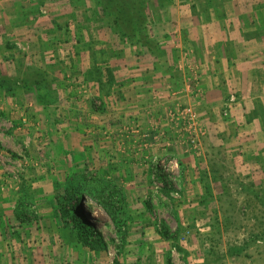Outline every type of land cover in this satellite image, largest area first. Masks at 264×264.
I'll return each instance as SVG.
<instances>
[{
	"label": "rangeland",
	"instance_id": "rangeland-1",
	"mask_svg": "<svg viewBox=\"0 0 264 264\" xmlns=\"http://www.w3.org/2000/svg\"><path fill=\"white\" fill-rule=\"evenodd\" d=\"M189 2L27 0L19 18L54 27L56 31L48 35L59 40L57 45L67 43L72 28L81 48L82 27L88 25H92L91 33L104 32L112 41L140 38L149 45L165 8ZM261 17L264 23V13ZM33 35L37 31H31L28 40L35 39ZM20 45V49L12 48L18 57L12 67L19 77L10 84L17 92L37 89L39 64L45 62L39 57L23 60L19 52L30 53L32 45ZM52 46L47 47L49 51L55 49ZM118 46L114 44L113 50ZM50 64L54 66L47 69L51 73L65 68ZM4 76L0 81L7 79ZM23 102L18 98L16 104L20 107ZM37 103L26 105V110L24 106L19 115L0 114V202H11L12 215L18 220L16 228L8 219L4 222L10 207L0 204V227L20 232L13 240L18 248L4 250L0 264H264V199L250 204L241 195L246 192L228 191L221 178L230 179L232 169L227 163L216 162L214 167L209 160L208 169H200L204 163L197 153L200 149L187 137V150L195 157L193 167L189 161L185 169L180 158L163 152L142 161L141 174L117 173L116 168L123 165L121 140L131 142L139 136L138 127L122 132L116 111L110 115L109 123H114L102 126L105 112L99 104L93 112L81 111V117L69 115L72 123L68 117L62 119L64 113L56 107L41 109V102ZM219 117L222 121L232 118L224 115V104ZM85 118L89 126L83 125ZM219 146L209 149L219 155ZM123 162L131 167L132 160ZM217 176L221 184L215 190L211 184ZM203 182L199 189L194 187Z\"/></svg>",
	"mask_w": 264,
	"mask_h": 264
},
{
	"label": "crops",
	"instance_id": "crops-1",
	"mask_svg": "<svg viewBox=\"0 0 264 264\" xmlns=\"http://www.w3.org/2000/svg\"><path fill=\"white\" fill-rule=\"evenodd\" d=\"M25 1L0 0V77L7 78L0 81V114L19 115L24 106L26 110V105L41 102V109L54 106L64 113L62 119L68 117L74 123L69 115L81 117V111L93 112L99 104L105 112L100 118L102 126H109L114 123H109L110 115L116 111L122 132L133 126L140 134L131 142L124 137L121 140L123 165L116 172L136 175L141 174L139 168L145 159H155L163 152L180 158L183 168L189 161L193 167L195 157L187 150L186 122L178 113L190 107L199 117L196 131L200 143L194 148L200 149L197 153L204 161L200 169H208L209 160L214 167L216 162L220 166L227 163L232 169L230 179L222 173L221 178L228 191L246 192L241 195L250 204L264 199V0H191L185 6L165 8L149 45L140 38L112 41L104 32L94 33V37L92 25L84 26L81 48L78 35L70 27L67 43L57 45L59 40L48 35L56 31L54 27L38 19L23 22L19 17L24 15ZM31 31H37V36H32L36 40H28ZM91 34L94 38L88 37ZM18 42L32 45L30 53L19 52L23 60L39 57L45 62L37 59L42 66L37 76L39 85L27 89L28 93L17 92L10 84L19 77L12 67L18 58L12 48L20 49ZM114 44L118 46L115 51ZM49 45L55 49L49 51ZM50 61L65 65V71L48 72L54 68ZM231 94L236 95L237 103L230 111L232 118L222 121L219 113ZM18 98L21 102L25 99L21 108L16 104ZM79 120L89 126L86 118ZM219 145V155L210 151V146ZM104 156L107 159L108 153ZM123 160H132L131 167ZM215 179L211 185L216 190L221 180L220 176ZM0 204L10 207L4 222L8 219L15 227L14 205L9 201ZM0 228L2 255L4 250H15L13 240L20 232L15 234L6 225ZM19 238H23L22 233Z\"/></svg>",
	"mask_w": 264,
	"mask_h": 264
},
{
	"label": "built area",
	"instance_id": "built-area-1",
	"mask_svg": "<svg viewBox=\"0 0 264 264\" xmlns=\"http://www.w3.org/2000/svg\"><path fill=\"white\" fill-rule=\"evenodd\" d=\"M237 97L235 94H231L228 98H226L224 102V115L227 117L230 114L231 109L236 105ZM179 115L183 117L186 122L185 127L187 128V137L189 142L197 147L199 145L200 139L197 134V124H198V116L190 107L183 108L178 111Z\"/></svg>",
	"mask_w": 264,
	"mask_h": 264
},
{
	"label": "trees",
	"instance_id": "trees-1",
	"mask_svg": "<svg viewBox=\"0 0 264 264\" xmlns=\"http://www.w3.org/2000/svg\"><path fill=\"white\" fill-rule=\"evenodd\" d=\"M119 11H121V9H119ZM117 23H120V19H117ZM120 32H121V30H120ZM125 34V33H124ZM1 85V84H0ZM1 87V86H0ZM112 218H114V215L111 213V214H109ZM232 254H233V252H231ZM235 254H237V252H235Z\"/></svg>",
	"mask_w": 264,
	"mask_h": 264
}]
</instances>
